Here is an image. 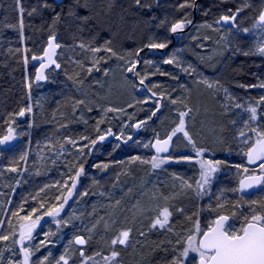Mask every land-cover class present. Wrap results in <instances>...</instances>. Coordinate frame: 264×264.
I'll use <instances>...</instances> for the list:
<instances>
[{"label": "rangeland", "instance_id": "obj_1", "mask_svg": "<svg viewBox=\"0 0 264 264\" xmlns=\"http://www.w3.org/2000/svg\"><path fill=\"white\" fill-rule=\"evenodd\" d=\"M233 2L243 6L245 0H233ZM174 3L171 0L165 3L159 1L155 5V8H157L158 12L163 10V13L166 12V15H170L171 13L179 14L181 11L180 6L174 9ZM247 3L250 6L244 10L247 8L252 9V11L257 12V17L260 11L264 10V0H247ZM157 11H151V13L155 14ZM198 13H201V20L204 21L198 22L191 29L183 33H177L175 37L178 42L169 52L166 54L157 52L156 54H151L152 57L149 58L152 64H162L164 66L163 69L168 70V74L171 76L163 78H167L172 88H175L173 92V89L169 91L170 89L167 85L159 86L158 81L150 82L159 89L161 87L162 93L158 94L164 97L163 107L158 112L155 122L151 125L143 126L140 129L139 137L130 145L122 146L120 145L121 143H116V141L115 143L112 142L114 140L108 141L115 155H112L111 160L108 162L98 161L93 167L87 168V170H90V175L84 179L81 191L67 212L60 218V220H70L67 226L63 224L56 225L55 222L49 223L35 233L34 240L31 242L33 246L44 240L45 232L50 231L54 235L48 238L51 243H47L46 247H42L40 251L36 252L31 258L32 261H35L37 258H43L51 252L48 264H55V260L64 254L67 249L68 255L71 257L69 264H80L81 257L79 253L81 248H83L86 256L100 252L102 255L96 257V259L100 260L101 264H103L102 257L110 255L113 248L120 253L117 261H114L113 264H117V262L118 264H151V262L156 261V255L162 256L165 260H170L172 257L171 251L166 255L164 251L160 250L153 252V248L160 244L163 249H171L178 238H184L189 234V229L193 227L197 214L203 227L207 221L215 217L217 212L226 213L225 208L231 203L233 197L229 191L231 184H229L230 181L228 182V180L230 177L234 178L235 167L231 166L228 168L222 166L221 171L215 176L210 194L200 198L196 195L194 188H182L181 181L173 177V173H175L177 176H182L184 180L195 186V181L199 179L198 165L170 163L154 170L150 164L133 161L132 159L136 156H139L142 160L151 159L154 156L153 153H151L149 148L143 147V145L155 136L164 138L167 134H170L171 130L179 122L178 111H185V106L192 109L189 116L185 118L186 130L196 142L197 147L211 150L205 154V158L221 160H233L235 158L236 160H240L238 158L243 157L241 148H244V145L239 142L237 136L238 131L243 128L242 121L247 119L248 114L242 108H236L235 104L239 103L246 107L248 102L257 100L261 95H264V89L258 87L245 88L241 87L240 83L239 86H235L233 84L236 83L230 72L238 56L251 57L250 60L252 62L264 61V57L259 55L245 56L240 54L241 51H249L254 48L256 38L260 36V33L250 32L245 34L237 30H232L231 33H228L227 28L220 26H216L217 29L212 30V26L209 27L208 25H213V22L211 23L210 20H206L211 16L209 10L199 9L197 11ZM248 16V11L241 13L239 18L240 29L246 28L244 22L248 19ZM166 20L169 21L170 18ZM164 22L155 25L157 26L156 33H152L153 36L150 38H145V44L153 42L154 40V42H157V40L158 42H163L160 40L164 38L161 35L164 32L163 30L160 31V28L165 25ZM247 28L251 29L252 27ZM166 31L169 32L168 28ZM222 37L227 38L231 47L226 46L225 39ZM236 49H239V51H235ZM121 50V55L131 52L123 48ZM173 54L180 61L179 67L175 63H164L165 60L173 58ZM58 55V57L61 56L60 54ZM97 55L96 58L100 59ZM92 58L93 56L91 57V61ZM128 58L125 55V59ZM107 61L104 58L100 59L99 65L96 66L100 69V75H98L97 79L98 89L90 91L84 86L78 85V91L82 96H80V99L84 103L77 107L76 123L81 125L86 124L91 114L90 112L96 109L99 115L103 117L105 123L118 124L120 126V134L123 132L125 137L131 136L133 133L132 125L136 122L135 118L146 114L148 108H151V111H153L155 109V99L148 100L149 94H142L141 87L134 82L133 74L127 73L124 70L125 64L123 60L118 59L116 61L110 59L111 62L109 63ZM116 62L118 64L109 69V65L111 63L115 64ZM104 64H108L106 67V69L108 68L107 75H105L106 69L102 71L101 68ZM189 65H192L195 71H183ZM156 70L154 69L152 72ZM26 77L29 83L30 78L28 73ZM205 78L219 80V83L223 88L228 89V93L234 99H230L223 91V88L219 90L209 89L203 83H200ZM161 80L164 82L163 79ZM255 80V84L262 82L259 77L257 79L255 78ZM253 90L255 98L249 96L253 95ZM120 96L127 98L120 99ZM37 99L39 100V96ZM173 99L177 100L176 104L170 103V100ZM30 100V105L34 110L36 102L34 97L32 99V94L30 95ZM146 100L148 102L143 103ZM215 104L219 110L217 112L212 110ZM129 105H133V107H129ZM209 106L210 108H207ZM108 108H123L125 111L120 113L106 112L105 110ZM89 109L91 110L89 111ZM218 116L222 117V123L225 128L223 129L226 130L224 132L222 131V134L225 133L226 138L224 136L222 137L221 134L219 136L214 135L217 129L221 132L219 127L212 126L211 123V119ZM207 121L208 124H206ZM233 121H235V124H233ZM259 123L264 125V119H261ZM104 133H107V129L105 128L101 129L100 135ZM17 135L19 136L18 133ZM173 139L175 149L173 152L174 157H178L181 154L194 155L191 148L185 146L186 140L183 134L178 133ZM80 141L82 140L77 142ZM117 145L119 146L117 147ZM105 148L106 145L104 144L103 147L96 150L98 158L103 156ZM115 159L117 161L112 163ZM2 162L3 160L0 159V173H2L0 175V216L2 220H5L7 217L6 213L11 208L13 198H18L17 211L18 206L24 203L23 200L27 199V195L25 196L24 191L18 192L16 187L13 190L10 189L9 175L5 173L8 167ZM97 164H107L109 167L107 169L103 167L97 168L95 167ZM75 170L72 176H74ZM33 180L34 185L35 181H37L36 187L38 189L32 195V198L39 193V197L33 199V207L39 206L38 200L44 201L46 204L53 203L55 193L57 196L64 195L66 192L63 189L60 193L61 184L59 183H62V181L52 184L51 176L46 174L40 180L38 178ZM30 182L32 183V180ZM70 184L71 181L68 187ZM53 188H57V191H54V193L51 192ZM41 189H44V191L41 192ZM85 191L89 194L86 196L80 195ZM154 195L156 197L155 199H153ZM163 197H169V199L165 201ZM217 197H220V202L224 203L223 208L217 209ZM261 201L264 202V197H262ZM157 205L161 208L168 206L169 210L173 213L170 218L171 231L160 229L158 226L150 230V226L157 215L155 210ZM209 206H211V209H217V211H211ZM244 206L245 208L241 207L242 209H231L232 212L236 213L235 223L237 226L242 222L243 217L247 216L250 212L251 205L244 203ZM257 207L259 208V205ZM176 209H183V213L177 212ZM30 210L24 209V211L20 212V215L23 216ZM246 212L247 215L245 214ZM186 217H191L192 219L188 220ZM10 219L15 225L17 218H12L11 216ZM97 221H100L99 224H97ZM112 221H115V223H112ZM105 223L110 225L108 229H105ZM94 224L96 228L89 231ZM6 228L10 232L12 231L8 226ZM128 228L132 229L128 245L112 246L110 244L111 239L120 230H126ZM141 232L145 233V235L141 236ZM177 233L180 234L179 237L176 235ZM76 236H84L88 240V243L84 246L71 243ZM89 237L91 238L89 239ZM169 241L172 244H169ZM153 245L154 247H152ZM5 246H11L14 251L18 250L11 239L9 241H0V248H4ZM25 246H28V242H25ZM176 247L182 248V245H176ZM145 252L147 256L144 255ZM4 256L7 260L9 253L5 251ZM19 259H21L20 255L14 257V264ZM189 262L190 264H198L196 254L190 253L189 260L186 261V264H189ZM90 264H95V262H90Z\"/></svg>", "mask_w": 264, "mask_h": 264}, {"label": "trees", "instance_id": "obj_2", "mask_svg": "<svg viewBox=\"0 0 264 264\" xmlns=\"http://www.w3.org/2000/svg\"><path fill=\"white\" fill-rule=\"evenodd\" d=\"M159 1L165 3L170 0H146L147 3L152 5L150 9H138L134 6L132 0H115L111 12L105 14L108 0H97L94 11L100 12V16L98 17L100 21L99 25L97 26L93 21H89L88 25H84L83 30H80L74 18L68 15L70 8L73 6V0H65L61 4H56L52 0H19V2L18 0H0V6L2 8V16L0 19V136L7 133V124L12 123L14 120L12 126L21 138L16 147L7 150L0 149V159L3 160L2 163L8 168L15 166L19 169L18 172H9L5 170V173L9 175L11 190L17 186V181L24 169L20 183L17 186L18 192L24 191L23 193L25 196L27 195V199L23 200L24 203L22 204L24 209L30 210L33 207L32 195L38 189V187H36L37 181H35L34 185L33 179L36 180L38 178L40 180L41 177L46 174L51 176L52 184L62 181V183H59L62 185L65 180H68L69 185L71 181L69 178L72 176L74 170L76 169V173L81 165L83 166L87 160L89 161L92 146L84 147L83 154H81V147L88 144V141L82 140L81 137L86 136L89 140H95L100 135L101 129L104 128L107 130L110 128L111 131L121 135L119 132L120 126L114 123H105L103 117L99 115L96 109L90 112L91 114L86 124L81 125L76 123L78 105L75 107L74 105H76V101L81 100V95L78 91V84L74 83V80H69L68 76H73L75 78L76 73L79 72L80 75L78 78L83 81V83L79 85L93 91L94 89H98L97 79L98 75H100V69L97 71L94 68L91 74H88L82 69L81 63H77L82 62L83 68L92 66L91 57L93 53L86 49H81L78 46L79 43L83 42L85 45L98 47L104 45L105 41H110L109 46L112 47L118 55L122 54V48L127 51L135 52L137 49L144 48L146 45L144 43L145 38H150L153 36L152 33H156L157 26L155 25H159L161 22L165 21V25L160 28V31L163 30L164 32L161 34L164 38H161L160 41L169 44L172 41L170 31L171 24L175 23L177 20L183 19L185 16L192 21L194 18V7H185L183 9L179 7L181 9L179 14L171 13L170 15H166V12L163 13V10L158 12L157 8H155V5ZM171 1L175 2L174 9H177V6L184 3V0ZM44 3H47L50 7H42ZM21 7L24 9L22 14L19 11ZM238 7L242 6L233 2V0H198L196 12L199 9L209 10L211 16L206 20H210L212 23L215 19H218L220 15L228 13L229 10H236ZM33 8L36 9L35 12H32ZM151 11L157 12L154 14L151 13ZM244 11L249 12L248 19L245 20L244 23L252 27L258 19L257 12L252 11L250 8ZM30 12H32V15H29ZM77 12L80 15H87V12L83 9H77ZM57 13L60 15V21L53 24ZM200 14L201 13L197 14L193 26L200 21H204L201 20ZM21 15L24 23L22 31L19 28ZM168 18H170L169 21L166 20ZM211 26L212 30L217 29L216 26ZM167 28L169 32L166 31ZM53 31L56 35H59V40L61 42V49L59 51L61 56L58 57V64H60L61 67L59 69L54 68L48 72V80L45 84L35 85L33 82L35 69L30 66V59L33 55L39 56L43 53L47 45V40ZM157 43H159L158 40ZM24 49H28L29 51L25 52ZM156 53L157 52L147 51L140 55L139 58H141L142 63L139 72L141 76L148 74V80H146L145 83L148 88H152V91L156 92L157 95H160L158 93H162L161 87L160 89L156 86L154 87L150 82L158 81L159 86L167 85L170 89L169 91L173 89L174 92L175 88H172L169 80L163 78L170 77L171 75L168 74L167 69H163L164 66L162 64L146 65L143 63L144 61H149V58L152 57L151 54ZM97 54L99 58L107 59V63L111 62L110 59L118 61L117 57L107 55V53L103 51ZM25 56L28 57L27 64L24 63ZM250 59L251 57L238 56L236 61H234L236 63L232 65L230 72L236 83L233 85L239 86L240 83L246 88L248 85L255 84V78L257 79L258 77L264 82V61L252 62ZM117 64L118 62L115 64L111 63L109 69ZM107 65L108 64H104L101 67L102 71L106 69ZM154 69L157 70L152 72ZM27 73L30 78V83L32 84L31 89L27 88ZM153 73L156 74L153 75ZM133 77L135 84L139 85L134 75ZM161 79H163L164 82ZM140 87L143 91L142 94H148L142 86ZM252 92L253 95L249 96L255 98L254 90ZM31 94L32 99L34 97L36 102L35 109L32 113L26 114L24 117L13 116L12 114L17 113L21 108L30 105ZM38 96L39 100L37 99ZM126 98L127 97L120 96V99ZM207 108H210V106ZM212 110L215 112L219 111L216 104ZM151 112V108H148L146 114L135 118L136 122L148 119ZM155 120L152 123H154ZM100 121L103 122L100 123ZM222 122V117L220 116L211 119L212 126L219 127L221 131L219 132L217 129L214 135L219 136V134H221L222 137L224 136L226 138L225 133L222 134L226 131L224 130L225 128ZM206 124H208V121ZM97 128L99 131H97ZM68 138L75 141H82L77 142L75 145L67 144L65 140ZM153 138H151V140ZM112 142L115 143V141ZM116 143L120 144V142L117 141ZM104 144L106 148L103 156L98 158L96 150L103 147ZM104 144H100L95 148L89 168L93 167L98 161L108 162L111 160L110 158L112 155H115L109 142ZM61 145H63V148H61ZM120 145L123 146V144ZM148 148L150 150V147ZM27 152L28 156L26 161L21 160L20 157ZM117 159L111 162L115 163ZM238 159L240 160H236L235 158L233 160H222L228 161V168L231 166L234 167L236 164L246 165L244 156ZM89 175L90 170L88 169L86 178ZM233 175H235L234 178L230 177L228 180V182L230 181L229 184H231L229 191L233 197L231 203L225 208L227 214L233 213L231 210L233 208H245L244 203L250 204L253 200L261 201L262 197H264V189L262 192L252 196H243L240 193L231 191V189L237 187L238 183L236 169ZM31 180L32 183L30 182ZM62 190L63 189L60 187V193ZM54 191H57V188L51 190L52 193H54ZM56 197L55 193L53 203H58ZM17 201L18 198H13L11 208L4 220L5 222L11 218V212L16 211ZM245 214L247 215V212ZM6 227L7 224L5 228L0 231L10 233ZM152 247H154V245ZM146 254L145 252L144 255ZM155 260L156 261L151 262V264H165L166 261L162 256L158 255H156Z\"/></svg>", "mask_w": 264, "mask_h": 264}, {"label": "snow or ice", "instance_id": "obj_3", "mask_svg": "<svg viewBox=\"0 0 264 264\" xmlns=\"http://www.w3.org/2000/svg\"><path fill=\"white\" fill-rule=\"evenodd\" d=\"M19 2V0H18ZM97 0H73V6L70 8L68 15L73 17L77 22V26L80 30H83L84 25H88L89 21H93L95 25H99L100 21L98 17L100 16V12L94 11ZM115 0H108V6L105 10V14L111 12V8L114 5ZM134 6L138 9H150L152 5L147 3L146 0H132ZM250 5L245 0L242 7H238L234 12L229 10L228 14L221 15L219 19L216 21L217 25H226L227 32L231 33L233 29H236L238 32L242 31L247 34L250 32H259L260 36L256 38V43L254 48L249 51H241L240 54L248 56V55H259L264 57V10H261L258 16V19L252 25V28H243L240 29L237 23V17L244 11L246 7ZM42 7H50L47 3H44ZM185 7H195V0H184V3L180 5V8L183 9ZM77 9H83L87 12V15H80L77 12ZM22 14L24 9L21 7L19 9ZM36 9L33 8L32 12H35ZM32 12L29 15H32ZM60 21L59 13L56 14L53 24H56ZM163 23V22H161ZM192 21L185 16L183 19L177 20L175 23H172L170 26V31L172 33L182 32L185 27L191 24ZM209 27L211 25H208ZM24 27L23 17L21 15L19 20V28L22 31ZM225 39V44L227 47H231V44L228 42L226 37H222ZM110 41H105L104 45L98 47H92L91 45H85L83 42L79 43V47L81 49H86L93 53L92 58V66L83 68L82 62L81 67L88 74H91L93 69L99 70L97 65L100 63V59L96 58V54L101 51L110 54L112 57H117L120 60L124 61L125 68L124 70L127 73H132L135 77L139 78V85L144 86L146 80H148V75L145 74L141 76V73L137 71V65L141 63L140 60V52L143 51V48L137 49L135 52H128L125 55L129 57L125 59V55H118L112 47L109 46ZM61 45L56 42V34L53 31L49 36L47 41V47L43 50V55L37 56L33 55L31 59L33 61H39V70L35 74L36 81H44L47 77L44 74V70L51 66H55V68L59 69L61 66L54 59L56 55V50L59 49ZM144 47L149 50L152 49H165L168 47L167 42H149ZM19 51V50H17ZM25 52L29 51L28 49H24ZM235 51H239L236 49ZM28 57H24V63L27 64ZM146 65H151L152 61H144ZM167 64H176L178 67L180 66V61L173 54V58L167 59L164 61ZM195 71L192 65H189L187 68H184L183 71ZM108 70H105V75H107ZM156 73H153V75ZM79 72L76 73V77L68 76L69 80H74L76 84H82L83 81L80 80ZM209 89H221L223 86L219 83V80H209L207 78L200 81ZM32 84L27 83V88L31 89ZM155 87V86H154ZM241 87H245L241 85ZM247 87L251 88H260L264 89V82H260L259 84L248 85ZM146 91L150 93L148 100L155 99V110L152 111L148 117L151 119L156 115L158 111H160V99L156 98L157 93L152 91V88H146ZM225 94L230 98L231 94L228 93V89L223 88ZM148 100L143 101V103H147ZM182 102V101H181ZM83 100L76 101V105L83 104ZM170 103L176 104L177 100H170ZM129 107H133V105H129ZM185 111H178L179 122L176 126L171 130L170 134L166 135L164 139H155V143L149 141L145 143L143 147L148 148L152 147L155 149L156 155L152 156L149 160H142L139 156L133 157V161H140L141 163L150 164L152 169H159L165 164L170 163H187V164H195L198 165L199 168V179L195 181V186L192 183L184 180L182 176H177L173 173V177L175 179H179L181 181V187L187 189H193L196 195L200 198L207 196L211 192V186L215 179V176L218 172L221 171L222 166L227 167L228 161L214 158H205V154L210 152V149L197 147L196 142L192 139V136L186 130V121L185 118L189 116V113L192 109L187 108ZM236 108H242L248 115L247 119L242 121L243 128L238 131L237 139L239 142L244 145V148H241V154L245 157L247 164H236L234 165L237 176L238 183L237 187L231 189L233 192L237 193H245L248 190L257 189L264 187V125H261L259 121L264 119V95H261L259 99L250 101L247 103V106L236 103ZM91 109H89L90 111ZM33 111L31 105H28L25 108H21L17 113L12 114L13 116L24 117L26 114H31ZM106 112H124L123 108H108L105 110ZM103 121H100L102 123ZM14 123V120L12 121ZM12 123L7 124V134L3 135L0 138V145H5L11 142L15 138V128L12 126ZM146 121H140L132 125L134 128H141ZM235 124V121H233ZM97 131L99 129L97 128ZM178 133L183 134V137L186 140V147L191 148L192 153L194 155H184L181 154L178 157H174L172 152H170V148L175 151L173 148V137H176ZM108 136H113L111 129L107 130ZM105 135H100L98 137L99 141L105 140ZM82 140H87L88 144H85L81 147L80 152L83 154V148L94 146L97 143V140H89L88 137H81ZM117 139L123 140L127 143L128 140H131V136L125 137L123 132H121L120 137ZM65 143L75 145L77 141L72 140L70 138L65 140ZM119 145H117L118 147ZM63 148V145H61ZM246 149V150H245ZM161 153H166V156H161ZM21 160L27 159V153L20 157ZM18 163V162H17ZM249 165H255V167L250 168ZM97 168L103 167L107 169L109 165H95ZM9 172H18L19 169L15 166L9 167L7 169ZM84 172V168L81 165L79 169L76 171L74 176H71L69 179L71 180V185L68 187V180H65L63 184L60 186L62 189L66 190V195H57L56 201L57 203L46 204L44 201L38 200V207L31 208L27 214L21 216L20 212L24 211V206L19 205L17 211H12L11 216L17 218L16 224L14 225L12 220L9 219L7 222L0 219V229H4L6 224L9 228L12 229L10 233L0 231V241H9L12 240L14 245H18V250L14 251L11 246H5L4 248H0V264H14L13 258L17 255H20L22 258L16 261V264H48L49 257L51 256V252L48 255H45L43 258H37L35 261H32V257L36 252L40 251L42 247H46L47 243H51L48 239L51 235H54L52 232L44 233V240L40 241L39 244L35 246L32 245V241L34 240V233L38 226H40V222L45 217L56 218L60 217L61 213L64 211L65 206L68 204L69 199L72 198L74 190L77 187V182L79 177ZM2 175V173H0ZM20 182L17 181V184ZM47 187V186H45ZM44 189H41V192ZM88 192H83L80 195L86 196ZM223 195V192H222ZM39 197V193L36 194L33 199H37ZM155 195L153 199H155ZM165 201L169 199V197H163ZM217 209L223 208L224 203L220 202V197H217ZM11 203V201H9ZM117 203H119L117 201ZM251 208L250 212L247 216L243 217L242 222L237 226L235 223L236 213L233 212L230 215L222 214L217 212L214 218L207 221L206 224L202 227L199 219V215L197 214V218L193 223V227L189 229V234L184 238H178L175 242V245H172L171 249H163L161 245H157L153 248V252L158 250L164 251L165 254L169 251L172 252V257L170 260H166L165 264H186V261L189 260L190 253L196 254L198 257V264H264V202L253 200L250 202ZM259 205V208L257 207ZM211 211H217V209H211ZM157 215L155 216L151 226V229L157 228L166 229L171 231L170 218L173 213L169 210L168 206L160 207L156 206ZM142 211V209H141ZM177 212L183 213V209H176ZM103 219V218H101ZM186 219L191 220V217H186ZM100 221H97L99 224ZM70 223V220H60L55 219V224L60 225L63 224L67 226ZM115 223V221H112ZM110 227L109 224L105 223V229ZM96 228L94 224L92 231ZM132 233V229L128 228L126 230H120L117 235L111 239L110 244L112 246L121 245L127 246L130 241V236ZM141 236L145 235V233L141 232ZM179 237V233L176 234ZM91 237H89L90 239ZM25 242H28V246H25ZM71 243H74L78 246H84L88 243V240L85 239L84 236H76ZM172 244L171 241L168 242ZM176 245H182V248H177ZM34 248V250H33ZM7 251L9 253V258L6 260L4 256V252ZM81 260L80 264H90V262H95V264H101L100 260H97L96 257H100L102 254L100 252H96L91 256H86L83 248H81L79 253ZM120 253L113 248L110 255L103 256V264H113L114 261H117V257H119ZM69 259L71 257L68 255L67 249L65 253L60 255L58 259L55 260V264H69ZM118 264V262H117ZM190 264V262H189Z\"/></svg>", "mask_w": 264, "mask_h": 264}, {"label": "water", "instance_id": "obj_4", "mask_svg": "<svg viewBox=\"0 0 264 264\" xmlns=\"http://www.w3.org/2000/svg\"><path fill=\"white\" fill-rule=\"evenodd\" d=\"M53 1H54L56 4H61V3H63L65 0H53ZM197 5H198V0L195 1V7H194V19H193L192 23L189 24V25H187V26L185 27V29H184L182 32H178V33H183V32L189 30V29L192 27L193 23L196 21V18H197V12H196ZM1 16H2V9H1V7H0V19H1ZM239 16H240V15H239ZM239 16L237 17V20H238ZM214 24L217 25L216 22H214ZM217 26H221V25H217ZM222 26L227 27L226 25H222ZM171 34H172V41H171L170 44H168V47H167V48H165V49H152V50H149V49H147L146 47H144V48H143L144 50L140 52V55H141L142 53H145L146 51H153V50H155V51H157V52H161V53H163V54L167 53L168 50H170V49L173 47V45L175 44V42H176L175 34H177V33H172V32H171ZM56 42L59 43V35H56ZM46 47H47V46H46ZM46 47H45V48H46ZM59 50H60V48L56 50V55H55V57H54V59L56 60V62H57V58H56V57H57V53H58ZM41 55H43V53H42ZM140 60H141V58H140ZM39 63H40L39 61H33V60L31 59V66L36 67L35 74H36V72L39 70ZM57 63H58V62H57ZM141 63H142V60H141ZM141 63L137 65V71H138V69H139ZM53 67H55V66L53 65V66H51V67H49V68H46V69L44 70V74H45L46 77H47V71L50 70V69H52ZM46 80H47V79H46ZM46 80H44V81H36V80L34 79V83L38 85V84L44 83ZM135 80L139 83V78H138V77H135ZM142 87H144L145 90H146V88H148L147 85H146V83H144V86H142ZM147 93L150 95V93H149L148 91H147ZM156 98L160 99V110H161V108H162V106H163V97L160 96V95H157ZM154 118H155V116H153V117H152L151 119H149V120H140V121H146V123L144 124V125H146V124H149V123L153 122V121H154ZM140 121H138V122H136V123H139ZM136 123H135V124H136ZM112 133L114 134L113 136H108L107 133L102 134V135H105V137H106L104 141H99V140H98V137H99V136L96 138L97 143H96L94 146L91 147V156H90V159H89V161H88L85 165H83L84 172H83V173L81 174V176L79 177V180H78V182H77V187H76V189L74 190L73 196H72L71 199H69L68 204L65 206L64 211L61 213V215L67 210V208L69 207V205L71 204V202H72L73 199L75 198L76 194H77L78 191L80 190V188H81V184H82V180H83V179L85 178V176H86L87 168L89 167V163H90L91 158L93 157V152H94L95 148H96L98 145L103 144V143H106V142H108V141H110V140L119 141V142H121V143L124 144V145H129V144H131L133 141H135V139L137 138L138 133H139V129L133 127V135L131 136L132 139H131V140H128L127 143H125V142H124L123 140H121V139H117V137H120V136L116 135L114 132H112ZM0 138H2V137H0ZM164 138H166V137H164ZM164 138H159V139H164ZM155 139H156V138H155ZM155 139L152 141V143H155ZM18 142H19V137H18V136L16 135V133H15V138H14L11 142H9V143H7V144H5V145H0V147H1L2 149H10V148H13ZM172 143H173V142H172ZM151 149H152V151L156 154L155 149L152 148V147H151ZM172 150H173V149L170 148V152H172ZM160 155H161V156H166L167 154H166V153H161ZM246 163H247V162H246ZM249 167L252 168V167H255V165H249ZM262 188H263V187H261V188H257V189H252V190H248V191H246L245 193H241V194H243V195H253V194H255V193L260 192V191L262 190ZM65 195H66V193H65ZM61 215H60V217H61ZM60 217H56V218L45 217V218L40 222V226L37 227L36 231H38L39 229H41L43 226H45V225L48 224L49 222H54L55 219H59ZM36 231H35V232H36ZM17 247H18V245H17ZM21 258H22V257H21Z\"/></svg>", "mask_w": 264, "mask_h": 264}, {"label": "bare ground", "instance_id": "obj_5", "mask_svg": "<svg viewBox=\"0 0 264 264\" xmlns=\"http://www.w3.org/2000/svg\"><path fill=\"white\" fill-rule=\"evenodd\" d=\"M1 9H2V8H1ZM244 25L246 26V28L249 27V25H246L245 23H244ZM168 52H169V51H168ZM87 162H88V160H87ZM87 162H86V163H87ZM86 163H85V164H86ZM85 164H84V165H85Z\"/></svg>", "mask_w": 264, "mask_h": 264}, {"label": "flooded vegetation", "instance_id": "obj_6", "mask_svg": "<svg viewBox=\"0 0 264 264\" xmlns=\"http://www.w3.org/2000/svg\"><path fill=\"white\" fill-rule=\"evenodd\" d=\"M229 13V12H228Z\"/></svg>", "mask_w": 264, "mask_h": 264}]
</instances>
